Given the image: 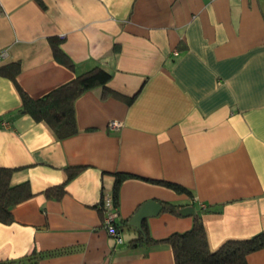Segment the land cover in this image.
<instances>
[{
    "label": "crops",
    "instance_id": "crops-1",
    "mask_svg": "<svg viewBox=\"0 0 264 264\" xmlns=\"http://www.w3.org/2000/svg\"><path fill=\"white\" fill-rule=\"evenodd\" d=\"M0 55L15 65V80L0 74V166L32 192L0 221V262L175 264L163 239L193 218L165 202L201 213L211 251L264 230V0H0ZM96 66L111 78L74 101L75 134L20 110L17 84L40 98ZM117 173L130 175L121 242L100 206ZM151 199L161 210L142 226L156 241L132 246L126 222ZM246 264H264V247Z\"/></svg>",
    "mask_w": 264,
    "mask_h": 264
},
{
    "label": "trees",
    "instance_id": "trees-1",
    "mask_svg": "<svg viewBox=\"0 0 264 264\" xmlns=\"http://www.w3.org/2000/svg\"><path fill=\"white\" fill-rule=\"evenodd\" d=\"M54 50L59 56H63L61 48L54 43ZM14 64L0 66V74L8 75L15 80ZM17 68V64H16ZM111 74L105 69L96 66L81 74L76 75L69 82L57 87L40 98L29 96L18 84L17 87L21 95L20 110L30 114L37 120L45 121L62 139L75 134L78 131L74 101L85 91L96 86H105L110 80ZM12 168L0 166V221L8 223L13 220L12 208L28 199L32 192L28 183L22 182L13 184L11 176ZM74 169H69L68 178L74 173ZM126 173H117L113 185V196L117 201V192L121 182L129 177ZM66 179V180H67ZM175 191L183 192L186 189L176 183L159 181ZM65 182L50 187L45 190V195L59 199L64 193ZM178 204L165 202L163 210L178 213ZM192 226L183 232H174L163 239L172 248L175 264H246L248 253L264 247V230L245 239H229L222 243L216 250L211 251L208 247L206 232L201 213L195 212L192 215ZM143 233L138 238L131 240V245L136 246L140 241L155 242L147 233L145 225L142 226ZM69 249L65 250L68 251ZM63 252V251H62ZM61 251L47 253L52 255ZM42 255H30L28 264H38ZM23 259L0 262V264H23Z\"/></svg>",
    "mask_w": 264,
    "mask_h": 264
},
{
    "label": "built area",
    "instance_id": "built-area-1",
    "mask_svg": "<svg viewBox=\"0 0 264 264\" xmlns=\"http://www.w3.org/2000/svg\"><path fill=\"white\" fill-rule=\"evenodd\" d=\"M174 54L176 55L177 52L174 51ZM119 124L120 123L118 121L112 120L108 123V126L115 128L119 126ZM100 206L105 211L104 226L107 233L114 237L116 242H121L122 238L116 223V219L118 218L119 214L112 192H102Z\"/></svg>",
    "mask_w": 264,
    "mask_h": 264
},
{
    "label": "water",
    "instance_id": "water-1",
    "mask_svg": "<svg viewBox=\"0 0 264 264\" xmlns=\"http://www.w3.org/2000/svg\"><path fill=\"white\" fill-rule=\"evenodd\" d=\"M161 210V204L155 200H148L142 203L136 211L131 215V217L127 220V226H133L135 229L143 233L142 223L143 221L149 217L157 215ZM178 212L182 215H193L194 207L192 206H183L180 207Z\"/></svg>",
    "mask_w": 264,
    "mask_h": 264
}]
</instances>
